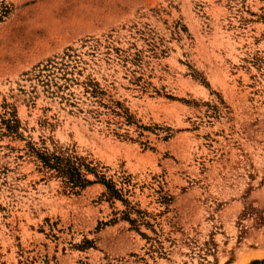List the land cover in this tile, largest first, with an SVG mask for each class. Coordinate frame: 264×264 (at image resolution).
Masks as SVG:
<instances>
[{"label":"rangeland","instance_id":"1","mask_svg":"<svg viewBox=\"0 0 264 264\" xmlns=\"http://www.w3.org/2000/svg\"><path fill=\"white\" fill-rule=\"evenodd\" d=\"M5 1L0 264L263 261L264 0ZM31 148L124 201L88 173L69 191Z\"/></svg>","mask_w":264,"mask_h":264},{"label":"trees","instance_id":"2","mask_svg":"<svg viewBox=\"0 0 264 264\" xmlns=\"http://www.w3.org/2000/svg\"><path fill=\"white\" fill-rule=\"evenodd\" d=\"M10 12L11 5L6 3L5 0H0V23L8 17ZM85 87L87 88L86 92L95 99L99 100L105 95V93L99 88V85L92 81L86 82ZM98 103L100 102L98 101ZM123 113L125 112L123 111ZM126 117V121H129L130 117L127 115ZM31 152L39 161L41 168L46 170V172H49L50 175L59 178L63 186L69 191H74L77 188H84L87 186L90 182L86 179L85 173H88L93 174L95 179L105 187L110 198L124 201L121 198L120 191L115 189L113 182L106 180L103 173L100 174L97 172V169L91 167L90 164L85 163L83 158L74 155V153L70 152L68 149L60 148L54 152L46 151L40 153L34 148H31ZM129 221L131 224L135 223V221ZM252 264H264V260L254 261Z\"/></svg>","mask_w":264,"mask_h":264},{"label":"crops","instance_id":"3","mask_svg":"<svg viewBox=\"0 0 264 264\" xmlns=\"http://www.w3.org/2000/svg\"><path fill=\"white\" fill-rule=\"evenodd\" d=\"M76 11H78V9H77V7H75V8H68L67 10H66V12L64 13V16H66V17H69V19L68 20H70L69 22H68V27L67 28H73V26H76V24L78 23V20H75L76 19V16H77V12ZM48 15V14H47ZM45 15V18H43V19H46V20H50L49 19V17H51L52 18V16H51V14H50V16L48 15ZM48 22V21H47ZM55 24L57 23V22H54ZM63 26H65V25H63ZM66 28V29H67ZM65 29V31H66V33H68L67 32V30ZM48 31H49V28H47L46 29V32H47V34H48ZM65 31H63V32H65ZM62 32V33H63ZM49 35V34H48ZM15 46V45H14Z\"/></svg>","mask_w":264,"mask_h":264},{"label":"bare ground","instance_id":"4","mask_svg":"<svg viewBox=\"0 0 264 264\" xmlns=\"http://www.w3.org/2000/svg\"><path fill=\"white\" fill-rule=\"evenodd\" d=\"M51 31H54V26L51 27Z\"/></svg>","mask_w":264,"mask_h":264}]
</instances>
